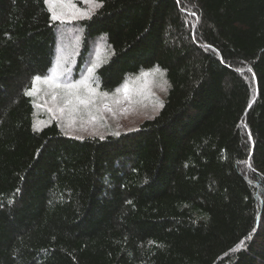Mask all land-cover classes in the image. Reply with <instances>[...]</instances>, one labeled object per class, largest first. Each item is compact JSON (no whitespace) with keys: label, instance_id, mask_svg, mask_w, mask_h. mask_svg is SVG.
Segmentation results:
<instances>
[{"label":"trees","instance_id":"16d2710c","mask_svg":"<svg viewBox=\"0 0 264 264\" xmlns=\"http://www.w3.org/2000/svg\"><path fill=\"white\" fill-rule=\"evenodd\" d=\"M71 1L95 8L0 0V264H264V0ZM68 27L101 96L163 78L152 117L104 137L47 119L35 78Z\"/></svg>","mask_w":264,"mask_h":264},{"label":"rangeland","instance_id":"374dc122","mask_svg":"<svg viewBox=\"0 0 264 264\" xmlns=\"http://www.w3.org/2000/svg\"><path fill=\"white\" fill-rule=\"evenodd\" d=\"M94 8L87 1L77 6L71 0H55L50 9L52 17H59L55 20L78 21L88 17ZM67 29L58 31L56 57L48 77L35 83L33 94L39 102L35 104L42 112H47V119L57 120L65 132H75L74 135L80 137H104L136 129L144 119L152 117V101L164 99L166 93L163 78L156 81L145 73L115 94L101 96L99 87L90 78L99 66V59L92 56L83 59L84 66L80 69L77 64L81 55L88 57L87 52L80 54L83 37L77 30ZM71 44L75 48L69 50Z\"/></svg>","mask_w":264,"mask_h":264},{"label":"snow or ice","instance_id":"6c2138e0","mask_svg":"<svg viewBox=\"0 0 264 264\" xmlns=\"http://www.w3.org/2000/svg\"><path fill=\"white\" fill-rule=\"evenodd\" d=\"M46 2H55V0H46ZM54 19H59L58 16H54ZM41 78L40 77H36L35 80L39 81ZM68 87H71V85H69ZM27 94H31V93H27Z\"/></svg>","mask_w":264,"mask_h":264}]
</instances>
